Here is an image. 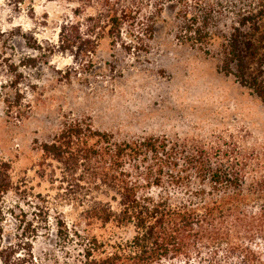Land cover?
Segmentation results:
<instances>
[{
    "label": "rangeland",
    "instance_id": "rangeland-1",
    "mask_svg": "<svg viewBox=\"0 0 264 264\" xmlns=\"http://www.w3.org/2000/svg\"><path fill=\"white\" fill-rule=\"evenodd\" d=\"M257 1L0 0V162L19 188L0 199V246L16 243L15 214L38 210L25 193L49 208L31 230L36 264L77 258L76 247L57 243L54 216L71 227L84 204L117 206L92 169L43 157L42 144L74 122L118 142L165 138L182 156L208 153L225 168L252 156L264 172V103L223 71V44Z\"/></svg>",
    "mask_w": 264,
    "mask_h": 264
},
{
    "label": "trees",
    "instance_id": "trees-1",
    "mask_svg": "<svg viewBox=\"0 0 264 264\" xmlns=\"http://www.w3.org/2000/svg\"><path fill=\"white\" fill-rule=\"evenodd\" d=\"M63 33L64 48L70 38ZM223 47L224 73L264 103V0L241 14ZM41 148L44 158L65 168L92 169L91 176L117 194L116 207L84 204L71 227L54 216L57 243L77 248L67 264H264V172L256 158H236L241 167L225 168L212 164L208 153L182 156L165 138L118 142L80 122L65 125ZM8 168L0 162V199L19 193ZM152 188L159 190L155 196ZM29 196L22 199L38 210L31 218L15 214L20 232L15 244L0 246V264H36L31 230L34 222L48 221L49 208ZM123 227H131L130 238L114 236Z\"/></svg>",
    "mask_w": 264,
    "mask_h": 264
}]
</instances>
